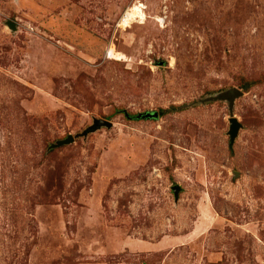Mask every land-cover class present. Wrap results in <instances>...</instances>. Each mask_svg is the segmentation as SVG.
<instances>
[{"label": "rangeland", "instance_id": "374dc122", "mask_svg": "<svg viewBox=\"0 0 264 264\" xmlns=\"http://www.w3.org/2000/svg\"><path fill=\"white\" fill-rule=\"evenodd\" d=\"M0 264H264V0H0Z\"/></svg>", "mask_w": 264, "mask_h": 264}, {"label": "water", "instance_id": "95a60500", "mask_svg": "<svg viewBox=\"0 0 264 264\" xmlns=\"http://www.w3.org/2000/svg\"><path fill=\"white\" fill-rule=\"evenodd\" d=\"M242 94H243L242 91L238 90L237 88H232L222 93L220 96L212 97V99L228 100L229 108L231 109L234 103V99L238 96H241ZM157 116H158L157 112H152V113L147 112L141 115L142 118H157ZM229 123L230 124H229L228 135H229V141L231 144L235 136L237 135L239 123L237 122V119L233 115L230 116ZM111 125L112 124L110 121H107L104 119H94L92 125L86 128V130L82 132V135H87L89 132L95 131L96 129H99L102 126L111 127ZM73 140H74L73 136L68 135L65 139L58 140L55 144H53V146H61L63 144L71 143L73 142ZM178 190H179V186L177 185L173 186V192L175 196L177 195Z\"/></svg>", "mask_w": 264, "mask_h": 264}, {"label": "built area", "instance_id": "2783aa9c", "mask_svg": "<svg viewBox=\"0 0 264 264\" xmlns=\"http://www.w3.org/2000/svg\"><path fill=\"white\" fill-rule=\"evenodd\" d=\"M106 56H107V57L109 56V52H107Z\"/></svg>", "mask_w": 264, "mask_h": 264}]
</instances>
